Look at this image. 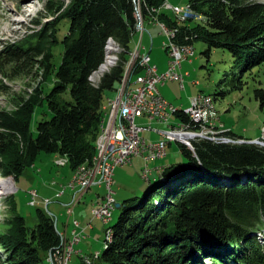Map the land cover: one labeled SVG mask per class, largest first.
<instances>
[{
  "label": "trees",
  "instance_id": "1",
  "mask_svg": "<svg viewBox=\"0 0 264 264\" xmlns=\"http://www.w3.org/2000/svg\"><path fill=\"white\" fill-rule=\"evenodd\" d=\"M166 1L48 0L45 9L51 19L35 20L39 28L32 35L0 50V69L10 68V76L42 70L46 81L53 77L50 89L40 84L30 99L20 101L18 110L0 111L2 174L18 179L42 153L67 157L72 172L80 165H93L104 106L111 99L105 94L117 92L125 76L139 33L138 12L144 24L159 20L175 28L179 44L201 40L207 45V58L214 49L231 52L241 70L240 82L245 73L264 68L263 2L190 0L191 16L180 21L163 11ZM65 21L68 26L61 37ZM112 39L122 49L119 64L94 82ZM60 43L63 52L56 65ZM142 72L137 60L130 77ZM255 96L264 108V89H256ZM44 105L52 116L39 120L33 132L36 110ZM184 110L176 116L188 122ZM224 135L240 137L230 129ZM192 144L190 148L179 143L187 162L161 165L155 171L159 176L154 172L145 181L151 188L142 199L121 202L119 219L109 226L112 241L103 240V251L93 255L97 262L264 264V242L257 235L264 230V146L205 138ZM3 179L5 194L15 189L11 178ZM12 208L7 234L0 236V264H49L50 254L63 252L57 218L38 208L37 222L30 226L15 202ZM81 257L94 264L89 255Z\"/></svg>",
  "mask_w": 264,
  "mask_h": 264
},
{
  "label": "rangeland",
  "instance_id": "2",
  "mask_svg": "<svg viewBox=\"0 0 264 264\" xmlns=\"http://www.w3.org/2000/svg\"><path fill=\"white\" fill-rule=\"evenodd\" d=\"M47 1L0 0V50L9 43L17 42L32 35L39 28L38 25L33 23L35 20L47 21L51 19V15L45 9ZM64 1L69 2L70 0ZM189 1L167 0L166 2L172 6H180L186 9L189 7ZM256 1L264 3V0ZM163 11L173 17H177L170 8H164ZM140 16L141 14L138 12L137 17L139 18ZM67 26L68 22H63L60 32L61 37L63 32L67 30ZM137 30L139 33L136 36V44H133L135 47L133 54L136 52L135 50L139 45V41H141V53H149L153 62L159 66V70L161 71L169 61V53L163 47V42L168 41V38L163 34L162 28L159 25H153L149 21H146L145 24L143 23V26ZM113 41L118 44L114 39L110 40V43L113 44ZM193 45L195 55L184 60L183 67L180 70L185 74L186 88L181 89L179 83L174 84V81H169L162 86L160 84V87L168 94L170 98L169 102L175 105L176 108L186 109L187 107H184V105H186V102H189L190 98L196 97V94L202 92L203 96L211 95L210 97L214 98L213 102L217 111L218 123L243 138L228 135L227 137L230 138V141L227 143H242V140L250 141L256 139L264 141V108L261 107L260 102L255 96L256 89H264V68L255 69L252 73H245L242 76V82H240L241 70L235 64V58L231 52L221 48L214 49L211 56L207 58L203 54L207 48L204 42L198 40ZM62 52L63 45L60 43L55 48L54 62L56 65H59L61 61ZM120 54L113 67L118 64ZM103 65L108 67L107 63ZM103 65L101 66V71H103ZM10 71L8 67L3 70L0 69V111L14 112L18 110L22 105L19 104L20 101L30 99L40 84H42L45 90L52 87L53 77H50L46 81L42 70H34L30 75L16 77L10 76ZM187 73H190V75H187ZM135 77L136 75L133 78L135 79ZM94 78L98 79L97 75ZM197 80L199 84L195 85L193 82ZM222 90L225 91V94L220 93ZM105 95L106 98L110 97L114 99L117 96V92L107 91ZM44 111H46V114H44ZM51 116V112L46 105L38 107L32 120V131L36 132V124L39 120L50 118ZM137 122L146 126L150 123L147 119H138ZM179 122L180 119L176 115H171L167 123L160 124L158 121H152V125L153 127L167 129L171 125H177ZM207 136L212 137L210 134ZM208 137L202 138L213 139L216 142H219L220 139V136L216 138ZM56 158L54 154H40L37 162L25 170L18 179H15L14 176L7 177L0 171V236L7 234L9 229L8 221L14 216L12 208L14 202L16 203L17 210L26 217L28 225L34 226L36 224L37 209L41 208L54 219L57 218L60 231L64 229V223L69 218L67 207L71 205L72 201V195L69 197V194H73V190L67 187V185L71 180L73 172L70 170L68 163L65 166H61L56 162ZM1 160L2 157L0 156V162ZM181 162L186 163L187 160L180 152L179 143L173 141L167 147L165 159L154 160L150 162V166L178 165ZM135 170L131 166L122 165L115 172L112 188L118 203L133 197L142 199L151 188V184L145 182L141 174ZM155 173V177H158V173ZM3 178H11L14 181L15 189L7 194L4 191L5 180ZM64 186H66L65 189ZM105 189L99 188V185H93L91 191H87L74 208L84 207L85 209H89L92 200L96 198L95 195L103 193L106 191ZM35 190L38 191V196L33 195V191ZM62 190H64L67 196H63V194L62 197H59V193ZM121 212L122 208H116L106 225L98 219L94 220V222L96 224L100 223V227H106V232L110 225H114L117 222ZM73 217L74 215L70 217L71 225H73ZM102 234L103 237H101L100 241L96 239L97 235H95V237H88L77 244L74 247L75 250L68 264H87L83 261L81 255L92 257L91 259L94 261V264H105L97 262L93 257L96 251H103L105 234ZM257 235L264 242V230L258 232ZM41 264H48V261H44Z\"/></svg>",
  "mask_w": 264,
  "mask_h": 264
},
{
  "label": "built area",
  "instance_id": "3",
  "mask_svg": "<svg viewBox=\"0 0 264 264\" xmlns=\"http://www.w3.org/2000/svg\"><path fill=\"white\" fill-rule=\"evenodd\" d=\"M163 6V8L172 9L180 21L184 20V7L172 6L168 2H165ZM139 18L142 27L143 20L141 16ZM154 23L162 28L164 35L168 38V41L163 42V47L169 52L168 67L165 71H159L157 65L151 62L150 55L141 53L142 42L139 41V50H135V62L138 60L143 72L132 79L130 73L135 62L130 65L128 80H124V84L120 85L119 95L109 100L100 146V159L96 167L83 164L73 171L67 187L76 192L71 205L67 207L68 214L73 213L81 196L93 185H104L106 192L101 201L91 209L90 222L84 226L79 219H74V230L71 236L61 233L63 252L50 254L49 264H68L75 250L74 247L88 238L87 229L93 227V221L98 219L106 225L107 220L112 217L117 203L112 188L117 166L130 164L133 157L141 156L145 164L140 174L143 180L148 181L155 171L162 169L161 166L151 167L150 162L165 158L167 147L173 141L190 148H193L192 141L202 137L207 138L208 134L212 136L208 138L220 136L219 141H230V138L224 135L229 129L218 123L214 111L208 107V100H203V93L198 94L192 105L184 110L189 117L188 122L180 121L167 129L153 127L152 121L167 123L171 115H176L179 110L163 97L159 91V85L167 81H179L184 87V74L180 72L182 63L195 54L193 44H179L174 40L177 33L175 28L173 33H166L163 22L155 20ZM138 119H147L150 123L147 126L139 124ZM146 130L157 132L162 137L156 141L150 140L143 135ZM56 159L61 166H65V162H68L65 156H59ZM63 193L64 190L60 195ZM33 195L38 196L36 190L33 191ZM84 258L89 260L87 257Z\"/></svg>",
  "mask_w": 264,
  "mask_h": 264
},
{
  "label": "crops",
  "instance_id": "4",
  "mask_svg": "<svg viewBox=\"0 0 264 264\" xmlns=\"http://www.w3.org/2000/svg\"><path fill=\"white\" fill-rule=\"evenodd\" d=\"M151 24H155L154 22H152V21H149ZM157 25V24H156ZM146 54H149V53H146ZM151 62H153V60H152V58H151ZM153 64H156V63H154L153 62ZM157 65V64H156ZM157 67H158V70H159V66L157 65ZM167 67H168V63L166 64V66H164L163 67V69L161 70V71H165V69H167ZM182 67H183V64H182ZM160 71V70H159ZM187 75H190V73H187ZM167 82H169V81H167ZM166 82V83H167ZM166 83H163V84H161V86L162 85H165ZM175 83H179V85H180V88L181 89H185L186 88V85H185V81H184V87H182V85H181V83L179 82V81H174V84ZM195 85L196 84H199V81L197 80V81H194L193 82ZM159 91H160V93L163 95V97L164 98H166L168 101H170V98H169V96H168V94H166V92H164V90L160 87V85H159ZM200 94V93H199ZM198 94H196L195 96H197ZM184 99V98H183ZM195 99V97H192V98H190V100H188L189 102H186V105H184V107H187V108H189L191 105H192V103H193V100ZM182 101V100H181ZM184 101H186L185 99H184ZM184 101H182V102H184ZM105 107H108V105L107 106H104V108ZM186 108V109H187ZM181 109V108H180ZM107 110V109H106ZM103 118H106V113H105V115H104V117ZM161 124V123H160ZM155 128H158V127H155ZM158 129H161V128H158ZM143 135L145 136V137H147L148 139H150V140H154V141H156V140H159L162 136H161V134H159V133H157V132H154V131H150V130H146L144 133H143ZM170 144H172V143H170ZM169 144V145H170ZM163 159H165V158H163ZM161 160V159H160ZM144 164H145V161H144V159H143V157H141V156H136V157H133V159H132V161H131V163L130 164H127L126 166H131L132 168H134V169H136L135 171H137L138 173H140V171H141V169H142V167L144 166ZM160 166V165H159ZM158 166V167H159ZM118 167L119 166H117L116 168H115V171H114V174H115V172L118 170ZM99 188H101V189H105V186L104 185H102V186H99ZM72 190V189H71ZM106 190V189H105ZM37 191V190H36ZM88 192L89 191H91V188L89 189V190H87ZM86 191V192H87ZM38 192V191H37ZM76 191L75 190H73V194H69V197H70V195H72V200H73V197H74V193H75ZM85 192V193H86ZM105 192L106 191H104L103 193H97L95 196H96V198H95V200H92V203L90 204V207H89V209H85L84 207H79V208H74V210H73V213L71 214V215H74V217H73V219H79L80 221H81V223H82V225H86L88 222H90V220H91V209L95 206V205H97L100 201H101V199H102V197L104 196V194H105ZM61 193V192H60ZM60 193H59V197H62V195H60ZM84 193V194H85ZM57 194V193H56ZM83 194V195H84ZM82 195V196H83ZM63 196H67L65 193H64V195ZM78 196H80V194H78ZM81 196V197H82ZM80 201H81V198H80ZM117 202H118V200H116ZM72 202V201H71ZM69 215V214H68ZM71 215H69V218H68V220L64 223V229L63 230H61V232H64V233H67V235L70 237L71 236V234H72V232H73V230H74V227H73V225H71V219H70V217H71ZM100 223H95L94 221H93V227L92 228H88L87 229V233H88V237L90 238V237H92V236H94L95 237V235H97V240H99L100 241V239H101V237H103V234L102 233H104V228H103V226L102 227H100ZM79 252V251H78ZM97 252H99V250L98 251H96V253Z\"/></svg>",
  "mask_w": 264,
  "mask_h": 264
},
{
  "label": "bare ground",
  "instance_id": "5",
  "mask_svg": "<svg viewBox=\"0 0 264 264\" xmlns=\"http://www.w3.org/2000/svg\"><path fill=\"white\" fill-rule=\"evenodd\" d=\"M190 16H191L190 7H188L186 9H184V20H186V19L188 20V18H190ZM138 20H139V22H138V25H137V29L141 28V20H140V18H138ZM164 31L166 33H173L174 28L173 27H167L166 25H164ZM119 50H122V49L114 41H113V44H111L110 41L108 42L107 47H106V59H105V62H104V64L107 63L108 67L103 65V69H102L103 71H101V68H100V70H98V72H96L93 75L92 81L96 82L102 76V74L104 72L108 71L109 68L113 67V65L118 60V55L121 53ZM136 50H139V45H138ZM134 62H135V53L132 54L131 61L128 64V68H127L125 76H124V78L122 80L121 85L124 84V80H128L129 67H130V65H133ZM96 75H97L98 79L94 78V77H96ZM119 93H120V87L117 90V95H119ZM203 100H208V107L214 111V115L216 116V120H217V111H216V109L214 107L213 99L210 96H203ZM105 120H106V118L102 119L100 135H99L98 140L96 142V149H97L96 156L93 159V165L89 166V167H96V165L98 164V161L100 159V146H101V142H102V136H103V133H104V130H105ZM67 163L68 162H65V164H67ZM166 168H168V167H166ZM110 219L107 220L106 224L110 221ZM112 236H113L112 235V231L108 228L106 230V232H105V243L111 242L112 241Z\"/></svg>",
  "mask_w": 264,
  "mask_h": 264
},
{
  "label": "water",
  "instance_id": "6",
  "mask_svg": "<svg viewBox=\"0 0 264 264\" xmlns=\"http://www.w3.org/2000/svg\"><path fill=\"white\" fill-rule=\"evenodd\" d=\"M242 143L243 142H249V143H256V144H260V145H262V146H264V141L263 140H258V139H256V140H250V141H244V140H242L241 141ZM116 207L117 208H120L121 207V203H116ZM57 224V223H56Z\"/></svg>",
  "mask_w": 264,
  "mask_h": 264
}]
</instances>
